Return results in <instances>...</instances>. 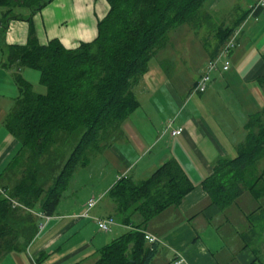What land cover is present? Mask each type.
<instances>
[{
    "label": "trees",
    "instance_id": "1",
    "mask_svg": "<svg viewBox=\"0 0 264 264\" xmlns=\"http://www.w3.org/2000/svg\"><path fill=\"white\" fill-rule=\"evenodd\" d=\"M51 1L0 0L5 9L2 28L11 19L26 18L16 13L18 6L31 9L28 20ZM205 1L107 0L110 9L92 41L71 49L58 39L41 44L31 29L26 44L8 47L6 65L37 70L47 91L36 92L20 72L14 74L19 95L5 124L20 148L6 173L16 179L14 184L0 185V258L28 247L40 230L33 211L54 215L78 168L117 140L122 123L140 105L135 87L151 58L167 46L171 29L208 15ZM250 12L214 26L211 60ZM259 83L264 92V76ZM247 130L238 156L218 160L204 181L211 204L221 210L246 190L256 197L264 193V108L250 116ZM193 189L176 160L144 180L121 176L108 197L118 220L131 229L103 247L95 264H152L160 241L149 244L145 226L165 209L180 205ZM136 215L141 222H135Z\"/></svg>",
    "mask_w": 264,
    "mask_h": 264
},
{
    "label": "crops",
    "instance_id": "2",
    "mask_svg": "<svg viewBox=\"0 0 264 264\" xmlns=\"http://www.w3.org/2000/svg\"><path fill=\"white\" fill-rule=\"evenodd\" d=\"M254 5L249 7L250 14ZM109 9L107 0H52L27 20L31 9L18 6L16 13L26 18L11 19L2 28L5 9L0 8V185L10 187L16 180L6 173L20 144L5 124L19 95L14 74L20 72L32 84L36 77L31 73L34 69L6 65L8 47L26 44L33 29L41 44L58 39L66 48H76L95 39L98 23ZM262 10L257 9L253 15ZM249 16L243 23L238 46L230 55V68L213 72L205 92L192 93L198 80L183 91L176 89L174 74L155 79L157 73L150 76L149 68L135 87L140 105L122 123L117 140L99 153L98 166L91 161L82 166L90 165L87 192L73 197L78 192L75 175L55 214L48 220L38 218L43 227L33 241L25 250L0 258L1 264H95L103 247L131 229L118 220L108 191L119 177L147 179L169 160L180 164L194 189L180 205L165 209L145 226L146 233L160 241L152 264H174L180 258L184 264H264V193L256 197L246 190L221 210L211 204L203 187L218 160L238 156V147L248 134L250 116L264 108L259 83L264 76V41L260 39L264 26L258 25L257 19L251 23ZM211 58L209 53L207 61ZM142 94L146 95L147 111L143 109ZM232 104L237 109L235 114ZM171 119L175 128L184 127L181 135L171 136L166 130ZM260 166L264 167V159ZM65 196L75 199L64 203ZM99 196L103 198L92 209L91 218L77 216L91 197ZM109 216L116 219L117 225L110 232L100 231L94 218ZM135 222H141L139 215Z\"/></svg>",
    "mask_w": 264,
    "mask_h": 264
},
{
    "label": "rangeland",
    "instance_id": "3",
    "mask_svg": "<svg viewBox=\"0 0 264 264\" xmlns=\"http://www.w3.org/2000/svg\"><path fill=\"white\" fill-rule=\"evenodd\" d=\"M255 2L256 0H206L204 9L208 15L201 17L193 24H181L169 31V42L167 46L157 52L149 62V68L152 69L149 75L153 76L156 72L155 79H157L159 75L172 76L174 74L176 77V89L182 91L187 88L188 84H192L194 80H199L208 64L207 55H209L215 44L214 26L217 27L223 23H231L241 15L243 11H247L250 6L254 5ZM0 8L4 9L3 7ZM251 15L253 14L251 13L249 16L251 23L257 19V24L264 26V10L259 12L258 15L254 14L253 17ZM260 39L262 42L264 41V34L261 35ZM155 67H159L161 70L156 71ZM31 71L33 75L34 73L36 75V77H34L35 81H33L36 92L42 94L46 93V87L39 82V72L37 70ZM175 81H173V83H175ZM140 98L144 103V111H147L148 108L145 101L146 95L142 94ZM174 99L177 101L178 97L174 96ZM230 103L233 102L230 101ZM191 107L189 106V108ZM235 108L236 106L232 104V111H234V114L237 113V109L235 111ZM99 155L100 154H97L91 159V162L96 166L100 164L97 158V156L100 157ZM100 159L102 160V158ZM89 173H91L90 165L86 168H78L75 173L76 176L74 175L78 182L76 186L78 192H75L73 197L76 198L87 192V188L90 187ZM69 195H72V193ZM75 198H66L65 196L63 201L65 203Z\"/></svg>",
    "mask_w": 264,
    "mask_h": 264
},
{
    "label": "built area",
    "instance_id": "4",
    "mask_svg": "<svg viewBox=\"0 0 264 264\" xmlns=\"http://www.w3.org/2000/svg\"><path fill=\"white\" fill-rule=\"evenodd\" d=\"M259 8H264V0H258V2L254 5L252 14L257 11ZM243 24L237 28L225 45L220 50L219 54L212 60L208 61L205 72L201 75L200 79L197 81L192 93L199 94L203 93L209 87L213 72L218 69L228 70L231 66L230 55L232 51L238 46V38L240 36ZM174 119H171L168 124L166 130L170 132L171 136H178L184 132V127H174ZM120 178V177H119ZM103 198V196L99 197H91L86 205L84 210L79 213L77 216L80 218H91V211L97 205V203ZM17 204L16 202H14ZM33 213L40 219L48 220L50 216L45 215L42 212H34ZM97 223V226L100 231L110 232L112 231L113 226L117 225V221L114 217L109 216L105 218H94ZM43 227V226H41ZM145 238L149 244L159 241V238L148 234L145 232ZM174 264H184V260L182 258L174 261Z\"/></svg>",
    "mask_w": 264,
    "mask_h": 264
}]
</instances>
